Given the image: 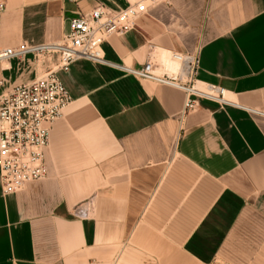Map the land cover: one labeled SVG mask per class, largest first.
<instances>
[{
    "label": "crops",
    "instance_id": "1",
    "mask_svg": "<svg viewBox=\"0 0 264 264\" xmlns=\"http://www.w3.org/2000/svg\"><path fill=\"white\" fill-rule=\"evenodd\" d=\"M129 1L0 0V47L58 41L78 14ZM102 49L131 66L196 51L197 81L263 114L202 99L182 116L178 88L73 62L46 176L0 183V264H264V0L158 3ZM54 60L0 61V91Z\"/></svg>",
    "mask_w": 264,
    "mask_h": 264
},
{
    "label": "built area",
    "instance_id": "2",
    "mask_svg": "<svg viewBox=\"0 0 264 264\" xmlns=\"http://www.w3.org/2000/svg\"><path fill=\"white\" fill-rule=\"evenodd\" d=\"M168 1L130 0L127 6L114 13L107 12L99 4L88 14L81 13L71 18L68 30L58 41L21 42L16 46L0 47V61L20 59L26 55L47 62L55 58L33 80L8 91H0V183L3 195L16 192L27 183L46 176L45 149L49 130L72 102L58 73L68 71L77 60L86 59L115 68L125 75L180 89L188 97L181 111L182 116L193 110L202 99L215 101L220 106L245 108L230 100L221 87L196 80L199 66L196 51L171 52L169 58L179 62V67L173 71L167 69L161 60L152 58H147L141 66H131L105 57L102 44L110 35L129 31L138 16L147 13L156 4ZM245 109L263 114L258 110Z\"/></svg>",
    "mask_w": 264,
    "mask_h": 264
},
{
    "label": "bare ground",
    "instance_id": "3",
    "mask_svg": "<svg viewBox=\"0 0 264 264\" xmlns=\"http://www.w3.org/2000/svg\"><path fill=\"white\" fill-rule=\"evenodd\" d=\"M160 60L166 65V67H168L169 70L173 71L179 67V62L171 60L168 53H165Z\"/></svg>",
    "mask_w": 264,
    "mask_h": 264
},
{
    "label": "rangeland",
    "instance_id": "4",
    "mask_svg": "<svg viewBox=\"0 0 264 264\" xmlns=\"http://www.w3.org/2000/svg\"><path fill=\"white\" fill-rule=\"evenodd\" d=\"M169 1H170V0H169ZM169 1H168V2H169ZM170 54H171V53H168V56H170ZM158 61H159V59H158ZM167 69H168V67H167Z\"/></svg>",
    "mask_w": 264,
    "mask_h": 264
}]
</instances>
